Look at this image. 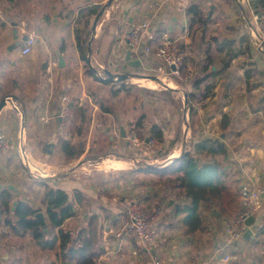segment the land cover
I'll use <instances>...</instances> for the list:
<instances>
[{"label": "crops", "instance_id": "0c3cea01", "mask_svg": "<svg viewBox=\"0 0 264 264\" xmlns=\"http://www.w3.org/2000/svg\"><path fill=\"white\" fill-rule=\"evenodd\" d=\"M58 1L59 3L53 4L52 12L43 14L44 21H55L54 26L49 24L44 27L43 37H36L37 41L32 51L23 54V39L33 33L22 35L21 30L13 25L18 15L14 9L16 1L0 0V19H2L0 21V101L5 96L13 94L7 98V104L0 111V124L6 125L8 136L13 142L16 143L17 138L21 140V113L24 109L26 115L24 114L23 142L24 137L29 133L36 136L34 143L37 146L39 142L40 146L43 145L45 148L48 142H53L56 145L55 149L59 148L61 151L58 142V139L62 138L59 109L62 96L66 95L65 91H60L59 85L62 80L63 66H59L53 84H49V78L45 79L49 86L46 91L40 88L37 71L38 60L41 56L36 52L37 45H41L44 58L50 57L53 52L58 64L59 54L63 55L68 68L69 59L65 54V44L81 45L76 52V58L81 62L88 60L89 64H86V67L81 66L79 70L85 68L83 72L85 75L109 82L106 78H99L96 67L103 68L106 76L110 74L107 71L109 68L120 71L127 64V67L131 65L138 69L153 71H159L160 68L165 67L164 62L156 55V51L163 36L169 35L190 48V53L194 52L190 55L197 57L198 60V63L193 65L194 67L189 66L183 72H192L191 80L187 83L188 88L180 87L179 83L174 81L169 83L173 93H176L177 102L184 101V96L188 97V89L195 94L200 93L192 85L197 78L209 74L207 81L213 84L212 93L208 97L197 98L196 102L188 98L187 102L193 104V107L188 106L180 123L175 121L176 117L171 120V125L163 123L167 132L166 143L163 145L164 151L161 150L159 155L155 154L153 158L147 159L144 163L140 162L143 154L137 153L139 157L135 158L137 161L126 157L127 152L130 151V144L127 138L121 135V130L119 131L122 139L119 142L116 136L110 134L114 145L120 146V151L111 154L118 155V157L110 159L112 161L109 167L101 165L97 167V170H92L94 172L91 176L87 174L84 184L69 177L68 171L71 168H68L67 162L50 163L48 161L49 170L46 174L48 177L43 179L54 182L67 190L75 202L77 191L86 196L83 202H76L75 215L68 218L63 227L72 229L84 224L92 212H98L102 216L101 246L103 251L98 256L97 264H154L156 258H160L163 264H222L220 257L223 253L219 251L225 250L224 254H230L228 250L231 242L228 240L226 228L238 212L231 207L232 202L229 204V200L237 196L239 201V190L244 182H256L264 187V47L259 48L263 51L258 53L255 38L247 29L237 0ZM192 3L200 4L205 15L207 12L211 13L207 25L196 31L192 29L190 15L187 12V7ZM94 7L98 8L100 13L92 24L91 8ZM24 20L25 18L22 21ZM80 20L84 28H87L88 24L91 30L80 34L82 26L75 27ZM144 20L148 21L150 26L144 33L139 52H131V59L141 60L139 66H134L126 59L130 50L125 36L136 23ZM60 21H64V26L59 23ZM15 29L18 31L20 44L15 48H10L16 42ZM89 31L90 37L86 44L85 39ZM150 32L154 35L152 39H149ZM148 45L152 47L150 53L145 51ZM7 47L10 52L6 55ZM196 53H198L197 56ZM166 76L170 75L159 78L163 81V79L166 80ZM122 83V90H128L129 84L124 81ZM6 92L9 94H5ZM84 96H87L85 92ZM151 98L154 103L162 104V99L156 96H151ZM71 104L75 107L74 104H85V102L71 101ZM42 117L47 121L42 120ZM83 123V117L77 120L71 144H76L77 137L80 138ZM124 129L126 131L125 127ZM206 138L219 140L229 149V156L225 163L230 171L227 178L230 191L225 193L224 199L202 200L199 204V212L203 225L194 232H187L177 207L179 204H190V202L178 199L177 188L164 187L160 183L159 175L146 173L144 168L148 165L164 167L186 149H190L194 144L192 142ZM17 144L18 153H20L19 141ZM194 151L197 150L194 149ZM15 153L13 152L12 155ZM197 154L201 162L211 161V153L197 151ZM214 156L224 158L219 152ZM53 169L60 171L53 172ZM8 184L10 183L0 185L4 187ZM73 187L77 188L72 189ZM22 188L16 186L13 192L22 193L23 197L33 205L41 206L44 219L47 218L45 206L41 201L43 185L35 181L25 187L27 191L32 192L34 197L32 199L26 198ZM128 201H138L141 205H147L156 214L152 223L153 248L151 252L141 246L133 231L121 237L115 236L116 232H120L129 220L124 207ZM225 206L230 207L224 208ZM77 209L82 210L81 214L77 215ZM3 216H0V237L13 236L14 234H3L7 233L6 227L2 225ZM251 228L252 235L247 237L243 235L235 241L243 250L249 251L254 244L253 241L258 240L249 252H252L253 264H264V199L263 207L255 216V222ZM3 241L0 240V248ZM36 249L39 253L50 255V258L41 262L35 257L31 259L27 250L25 258L21 260L22 264H54L57 262V256L60 253L58 247L47 250L37 245ZM16 257L15 253L11 254L9 250L4 253L0 252V264H13ZM58 264H62L61 261Z\"/></svg>", "mask_w": 264, "mask_h": 264}, {"label": "rangeland", "instance_id": "374dc122", "mask_svg": "<svg viewBox=\"0 0 264 264\" xmlns=\"http://www.w3.org/2000/svg\"><path fill=\"white\" fill-rule=\"evenodd\" d=\"M15 1L16 5L14 6V9L17 11L18 15L17 19H14L16 22H14L13 25L21 30L22 35L32 32L37 38H42L44 27L49 24H51L52 27L54 26L55 21L50 20V23L44 21L43 14H47L49 11L52 12L53 4L59 3L58 0H48L47 2L44 0ZM242 1L243 3L247 4V0ZM245 7L247 8V6ZM246 14L247 17L245 21L247 24V29L249 30L251 9L249 11L246 10ZM242 17L245 18V14L242 15ZM23 18H25L24 21H22ZM1 20L2 19H0V21ZM59 23H62V26H64V21H60ZM76 26H82V21H78L75 24V27ZM86 27L87 28H84L82 26V32L80 33L79 31V33L82 34L88 30H91L90 25L87 24ZM64 33H66L65 29ZM76 34L77 32L75 30V35ZM89 37L90 31L88 32L87 38L85 39L86 44ZM178 42L184 53L185 69H187L189 66L194 67L193 65L198 63V60L196 59L197 57H192L190 55L194 52L190 53V48L183 45L180 40H178ZM65 46V54L68 55L67 57L69 59V68L66 64L62 67V80L59 82L60 91H65V94L69 97L70 101L79 102L82 100V102H85V104H74L79 108L78 115L79 117H83L84 121L82 125V134L80 138L77 137L76 144H84L83 148L85 152L80 155L76 161H73V163H68L65 160L64 154L59 150V148L55 149L56 145H54V148L51 149V152L45 151L43 150V145L40 146L39 142L38 146L34 143L36 136L30 135L28 133V135L24 137L23 142L26 154L34 161V163L46 170V173L42 174L36 169L32 168L27 162L24 161L20 153L8 155L0 166V184L6 185L7 183H10L21 188L24 187L22 189L23 192H25L24 194H26V198L28 199H32L34 197L32 192L27 191L25 187L35 181L40 183V179L48 177V175H46L48 174L47 170H49L47 168L48 161L50 163L67 162L66 165L69 169L71 168L68 171L69 177L75 178L76 181L82 184H84L85 178L88 175H92L94 172L92 170H97V167H101V165L109 167L112 161L110 159L118 157V155L115 156L111 153L120 151V146L114 145V141L110 139V134L116 136V139L119 142L122 139L119 131L121 125L126 128V136L124 138H127L130 144V151L127 152L128 156L126 157L129 159H135L138 157L137 153L143 154L141 155L142 159L140 162L144 163L147 161V159L153 158L155 154L159 155L161 150L164 151V142H157L155 139L150 138L151 123L157 119V121H159L161 124L168 123L171 125V120L175 117V121L180 123L182 121V117H184L185 110L188 109V106H191V104L187 102L188 97L186 96H184V101L182 100L177 102L176 93H173L168 84L174 81L175 83H179L180 87L183 86L184 88H188L189 85L181 80L177 75L162 74L158 70L153 71L150 69H138L136 67H132L131 65V67H127V64L120 71L109 68L107 71L110 74L107 76L103 68L96 67L99 78H106V80H109V82H105L103 79L97 80L93 77L85 75L83 73L85 68L79 70L81 66L84 65L86 67V64H89L88 60L81 62L76 58V52L81 45L65 44ZM41 50V45H37L36 52L39 54V56H41L38 60L39 67L37 74L40 78L39 87L46 91L49 86L45 82V79L49 78V84H53V82L56 80V74L59 71V64L56 62L53 52H51L50 57L44 58L42 56ZM262 51V49H259L258 53ZM9 52L10 50L7 47L5 49V54H9ZM197 55L198 53H196V56ZM152 75H159L160 78L165 77V75L170 76H166V83H164L162 80L161 83H156L153 79H151L150 76ZM122 81L129 84L128 90H122ZM148 88H152V90H154L157 94H161L165 98L162 99V104L154 103L153 99L151 98L153 95L150 94L152 91H150ZM84 92L87 94V96H84ZM7 93L9 94V92H6L5 94ZM10 95L5 97L9 98ZM107 110H111V112H107ZM138 123L143 125V127L140 128L142 131V137H138V134H135V128ZM145 137L149 138L150 141L153 140V146L149 145L150 141H147ZM18 141L20 143V140L17 138L16 143H18ZM75 169H77V171H74ZM52 171L59 172L60 170L53 169ZM77 173H79V175ZM75 188L77 187H73L72 189ZM142 207L153 212V210L147 205H142ZM226 207L229 208L230 206H225L224 208ZM81 211L82 210L79 209L77 211V215L81 214ZM115 236H117V234H115ZM6 238L0 237V240H4L2 242L0 252L4 253L9 250V253H15V256L17 257L14 259L13 264H22L21 260L25 258V252H27V250L29 252L28 256H30L31 259L35 257L40 259L41 262L47 261L50 258V255L39 253L38 249H36L37 245L30 235H26L24 237L13 235ZM257 242L258 240H254V244L252 246H254ZM252 246L250 247L249 251L252 250ZM14 248L15 250H12ZM229 248L230 249L228 252L232 256V259L230 262H228V264L254 263L252 260V252L250 253L247 249L243 250L239 245H237V241H232ZM224 251L225 250L219 251V253H223L221 255H224Z\"/></svg>", "mask_w": 264, "mask_h": 264}, {"label": "trees", "instance_id": "16d2710c", "mask_svg": "<svg viewBox=\"0 0 264 264\" xmlns=\"http://www.w3.org/2000/svg\"><path fill=\"white\" fill-rule=\"evenodd\" d=\"M237 2L242 15L245 14L244 19L247 17L246 10L249 11L250 4L264 7V0H251L247 4L243 3L242 0H237ZM91 11L93 24L100 10L94 7L91 8ZM187 12L190 15L192 29L195 31L206 26L211 15L210 12L205 15V11L197 3L190 4L187 7ZM182 70L184 72L185 65ZM209 76L208 74L199 77L193 82V87L198 89L200 93L195 94L188 89V98L191 101L197 98H206L212 93L213 84L207 81ZM202 82L203 84H201ZM149 90L152 91L151 95L165 99L154 90ZM72 109L74 112L73 133L76 129V122L81 117L78 115L79 108L77 106H72ZM22 111L24 114L26 113L24 109ZM223 126L225 128L226 124L224 123ZM142 127L143 125L138 123L135 128V134H138V137H142V131L140 130ZM150 132V138L155 139L157 142L166 143L167 132L165 126L159 123L157 119L151 123ZM70 141V139L64 137L58 139L61 152L67 162L79 158L84 152V144H71ZM192 143L194 144L190 149H186L168 165L164 167L148 165L144 168L146 173L159 175L160 183L164 187L177 188L179 191L178 199L190 202V204H179L177 207L178 212L182 215V222L187 232H194L203 225L202 216L199 212V204L202 200L224 199L225 193L230 191L227 182L230 171L225 163L229 156L228 147L213 138H206ZM194 149L198 152L211 153V161L209 163L206 161L201 162L197 151H194ZM217 152L221 153L224 158L215 157L214 154ZM40 184L44 188L41 201L45 206L47 216L44 222L37 218V214L43 210L41 206L33 205L23 197L22 193L13 192V189L8 188V186L0 188V216L4 215L2 225L7 229V233L3 234H14L20 237L30 235L37 245L47 250L58 247L60 253L57 256V262L54 264H58L59 261L62 264H97L98 256L103 251L101 246L103 240L102 216L98 212H92L84 224L77 225L72 229L63 227L65 221L75 215L76 202H83L86 196L77 191L75 202L70 193L56 183L41 179ZM14 201L16 202L15 205H13ZM230 202H232L231 207L235 211L240 210L241 205L237 196L230 199L228 203L230 204Z\"/></svg>", "mask_w": 264, "mask_h": 264}, {"label": "built area", "instance_id": "2783aa9c", "mask_svg": "<svg viewBox=\"0 0 264 264\" xmlns=\"http://www.w3.org/2000/svg\"><path fill=\"white\" fill-rule=\"evenodd\" d=\"M251 0H247L250 3ZM251 9L249 30L255 38L256 48L264 47V7L255 6L250 4ZM148 21H140L136 23L129 31H127L125 40L127 41L130 52L137 53L140 50V46L143 41V36L146 30L149 29ZM154 37L153 33H149V39ZM36 36L29 34L24 40L22 47V53L28 54L32 51L34 44L36 43ZM146 53L152 51L150 45L146 46ZM156 55L164 62L165 67L160 68L159 72L162 74L177 75L185 83H189L191 80V71L183 73L184 66V53L177 38L169 35H164L159 45ZM175 66L172 69L171 66ZM158 76V75H157ZM159 77V76H158ZM59 119L61 126L62 137L73 139L72 126L74 122V112L72 109L71 101L69 97L62 96ZM42 120L47 121L42 117ZM150 141V140H149ZM153 140L149 142L150 146H153ZM18 144L13 142L8 136V131L4 123L0 124V166L8 155H12L13 152L18 153ZM264 199V187L260 183L256 182H244L239 190V200L241 208L234 215V218L229 222L226 228L228 234V240L230 242L240 239L246 230L250 227L248 221L251 217L257 216L263 207ZM125 211L128 214L129 220L122 227L120 232H116L117 237H121L123 234H127L130 231L136 233V236L141 246L148 252H151L153 248V235H152V223L156 218V214L152 211L146 210L138 201H128L125 205ZM232 259L230 254H224L220 257L222 264H228ZM154 264H163L160 258L154 260Z\"/></svg>", "mask_w": 264, "mask_h": 264}, {"label": "water", "instance_id": "95a60500", "mask_svg": "<svg viewBox=\"0 0 264 264\" xmlns=\"http://www.w3.org/2000/svg\"><path fill=\"white\" fill-rule=\"evenodd\" d=\"M16 35H15V39H16V42L13 43L10 48H15L18 44H20V40L18 39V34H17V29L14 30ZM27 38V36L24 37L23 40H25ZM58 53L59 50H57ZM126 59L131 63L133 64L134 66H139L141 64V60L140 59H136V60H133L131 59V52L128 51L127 53V57ZM65 65V62H64V57L63 55L59 54V66H64ZM172 69H175V66H171ZM152 79H154L156 82H160L161 83V79L155 75L153 76H150ZM14 100V98H13ZM7 104V98L4 97L2 98V100L0 101V111L4 108V106ZM24 113L22 112L21 113V132H22V135H21V140H20V154H21V157L24 159L25 162H27L32 168L36 169L37 171H39L40 173L42 174H45L46 173V170H44L42 167H40L39 165H37L36 163H34V161L27 156L26 154V151H25V148H24V144H23V129H24ZM120 130H121V135L123 137L126 136V132H125V129H124V126H120ZM147 141H149V138H147ZM55 143L53 142H48L46 145H45V151H48V152H51V149L54 147ZM48 173V172H47ZM0 187H2V185H0ZM8 188L10 189H16V186L14 184H8ZM14 204H16V202H14ZM37 218L41 221V222H44V216L42 214V212H39L37 214ZM255 222V217H251L248 221L250 227L246 230V232L244 233V236L247 237L248 235H252L253 233V230L251 228V225Z\"/></svg>", "mask_w": 264, "mask_h": 264}, {"label": "bare ground", "instance_id": "6f19581e", "mask_svg": "<svg viewBox=\"0 0 264 264\" xmlns=\"http://www.w3.org/2000/svg\"><path fill=\"white\" fill-rule=\"evenodd\" d=\"M163 82H166L165 79H163ZM169 84V83H168ZM153 86V85H152ZM106 163V162H105ZM114 163V162H113ZM105 165V164H104Z\"/></svg>", "mask_w": 264, "mask_h": 264}]
</instances>
